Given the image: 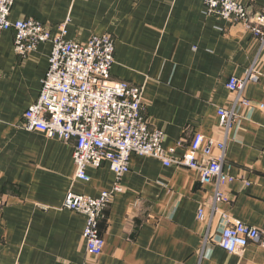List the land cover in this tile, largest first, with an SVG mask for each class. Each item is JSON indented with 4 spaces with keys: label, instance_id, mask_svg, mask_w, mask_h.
<instances>
[{
    "label": "crops",
    "instance_id": "crops-1",
    "mask_svg": "<svg viewBox=\"0 0 264 264\" xmlns=\"http://www.w3.org/2000/svg\"><path fill=\"white\" fill-rule=\"evenodd\" d=\"M239 2L252 14L264 12V0ZM25 18L53 34L67 22L66 38L83 45L92 36L110 35L111 78L143 87L147 124L164 132V148H176L180 156L195 133L224 141L223 171L237 181L225 188L230 201L210 219L212 187L202 186L195 172L132 154L123 192L110 199L99 222L103 252L89 257L85 218L64 209L63 202L69 191L99 197L112 188L114 175L104 163L86 170L88 183L76 182L74 141L23 130V114L39 97L51 45L40 44L21 58L14 52V32H3L0 264H264L260 243H250L239 256L217 246L221 212L264 229V46L241 25L206 15L204 0H15L9 21ZM249 70L257 79L245 97L257 107L242 110L226 136L216 112L233 105L228 79ZM202 205L207 217L199 223Z\"/></svg>",
    "mask_w": 264,
    "mask_h": 264
},
{
    "label": "built area",
    "instance_id": "built-area-1",
    "mask_svg": "<svg viewBox=\"0 0 264 264\" xmlns=\"http://www.w3.org/2000/svg\"><path fill=\"white\" fill-rule=\"evenodd\" d=\"M15 0H0V34L14 32V52L26 58L38 45L49 43L48 68L41 80L39 97L23 114L22 128L43 134L62 143L74 141L73 180L88 183V168L106 163L114 175L113 186L99 197L77 195L69 191L63 208L85 218L83 239L85 252L98 258L104 240L98 226L110 199L123 192L122 178L129 170L132 154L158 160L164 167H181L195 172L202 186H211L207 204L211 219L218 206L230 197L225 188L237 180L223 171L225 142L214 143L195 133L184 153L176 156V148H164L165 134L147 124L142 103L143 87L111 78L114 63V40L108 35L92 36L83 45L66 38V23L53 34L44 24L25 18L10 22L8 17ZM204 12L232 24H239L264 46V12L252 14L239 0H204ZM257 79L249 70L243 77H231L226 88L234 96L230 109L216 112L218 125L225 135L237 125L242 110L256 109L245 97V90ZM263 108V106H259ZM181 147V142L176 144ZM218 153L214 156L213 149ZM247 183L245 182V185ZM205 205L197 210L199 223L206 221ZM221 230L217 246L229 255L239 256L253 242L264 248V229L245 225L221 212ZM208 240L207 234L204 244Z\"/></svg>",
    "mask_w": 264,
    "mask_h": 264
}]
</instances>
